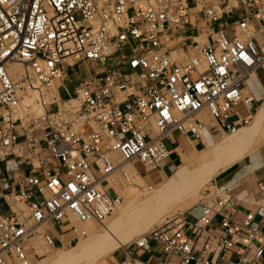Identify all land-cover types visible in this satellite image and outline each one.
<instances>
[{
	"label": "built area",
	"instance_id": "2783aa9c",
	"mask_svg": "<svg viewBox=\"0 0 264 264\" xmlns=\"http://www.w3.org/2000/svg\"><path fill=\"white\" fill-rule=\"evenodd\" d=\"M261 69L264 0H0V264H35L55 227L70 244L87 234L77 224L103 223L124 165L162 170L166 140L205 147L206 132L249 124ZM207 195L136 236L124 264H138L133 246L180 264H224L225 250L260 264L255 213L236 218L228 187Z\"/></svg>",
	"mask_w": 264,
	"mask_h": 264
},
{
	"label": "rangeland",
	"instance_id": "374dc122",
	"mask_svg": "<svg viewBox=\"0 0 264 264\" xmlns=\"http://www.w3.org/2000/svg\"><path fill=\"white\" fill-rule=\"evenodd\" d=\"M203 28L205 29V27ZM204 29L201 31L199 40L205 39ZM200 42L204 43L203 41ZM257 73L261 77L264 85V70L261 69ZM82 76L83 71H81V69L71 72L69 79L66 81L67 86L72 88L78 80L82 78ZM62 95L64 96V94ZM249 95L251 96L252 93ZM263 97L264 92L262 93L261 98H257L258 100L255 104V109L252 113L250 123L244 125L243 127L248 128L253 124L254 114L257 112L258 107L262 103ZM254 130L256 134L254 137L249 138L250 141L247 140L239 143L231 149L219 151L204 165H192V162L188 163V161L194 159L195 156L196 158H199L201 156L199 153H205L210 145H213L215 142L227 140L236 134L232 133L224 136H212L210 133L206 132L205 138H209L210 141H212V143H209L210 145L208 144L205 147L200 145L197 150L190 148L191 144L190 146L186 145L182 148H178L181 155V161L174 166L170 173L161 175V177L155 182H151L147 177H145L138 162L124 165L123 170L125 171H128V168L130 167L135 168L137 170V174H139L142 178V183H140V185L134 184L131 176L129 181H124L122 179L119 180L120 184L118 188L120 190L121 200L116 210H118L120 206L124 205L123 213L121 215H117V211L115 210L109 217L110 219L107 218L103 223L96 224L94 222H90V229L88 230L85 226L77 224L79 229L87 230L86 235L80 236L78 239H74L70 244L68 243L69 239L67 238H64L62 241H57L56 247L51 249L52 252L50 251L48 254L33 259L35 264H66L65 262L54 263V258H52L53 260L51 259L53 262H50L49 257L53 253L54 255L59 253L69 254V252H71L69 251L70 249L76 247L82 242L86 243L84 245L85 249L81 251L80 256L70 257L69 255L67 257L69 264H111V258L115 256L119 249H121V247L128 246L139 234L164 223L168 218H172L180 213H185V215L188 216L187 211L189 209L193 208L199 201L205 200L208 196V192L211 193L215 190L212 181L219 172L222 164L225 163V158L242 152L250 144H253V142L255 143L253 152L264 143V120L262 124ZM165 144L168 148L174 146V143L169 140H166ZM146 169L153 170V167L152 165L147 164ZM178 170H181V177L177 182H175L173 188L167 193L165 199L157 197V193L160 189L156 188V185L163 182L172 172H176ZM189 205H191V207H189ZM105 225L108 226L107 230L104 229ZM96 227L97 229H95ZM89 231L92 235L94 234L92 238H97L96 236L99 234L97 232H101L98 237V241H89L91 240L88 235ZM74 236L75 235L72 233L70 239ZM118 241H121L122 244L117 245ZM112 245L116 247L108 251L105 250Z\"/></svg>",
	"mask_w": 264,
	"mask_h": 264
},
{
	"label": "crops",
	"instance_id": "0c3cea01",
	"mask_svg": "<svg viewBox=\"0 0 264 264\" xmlns=\"http://www.w3.org/2000/svg\"><path fill=\"white\" fill-rule=\"evenodd\" d=\"M249 84L251 87L250 91L257 98H261L262 93L264 92V85L258 73L256 75V79L252 78L249 81ZM263 106L264 97L262 98V103L258 107L257 112L254 114V120H256L261 114ZM263 120L264 117L258 122L256 127L260 126ZM245 128L246 127H241L235 133H243L241 130H244ZM255 134L256 133H254V135ZM190 144L193 145L196 150L200 146L199 142L195 140L178 137L174 146L169 148L171 152L168 159L164 162L162 170H143L141 168L142 173H144L145 177H147L151 182L157 181L161 175L170 173L174 166L181 161V155L178 148H182L186 145L190 146ZM215 144L216 142L213 145H209L214 146ZM235 146L237 145H234L233 147ZM254 146L255 143L253 142V144H250L245 150L236 154L231 160L223 163L212 183L216 190H220L225 187L229 188L231 201L237 208L236 218L242 220L246 213L254 212L255 222L259 225V228L264 235V195L259 193L257 189V184L259 182L264 183V143L253 152ZM233 147H230L229 149ZM163 182L157 184L156 186L161 185ZM67 229L68 227L63 225L61 229L55 227L54 234L57 241H62L64 238L70 239L72 233L67 231ZM131 249L138 260V264H180L179 257L175 252L165 253L159 246H155L150 253L137 250L134 246L131 247ZM223 256L226 260L224 264H235L238 260V255L229 250L223 251ZM110 263H125L124 247H121L115 256L111 258ZM260 264H264V259Z\"/></svg>",
	"mask_w": 264,
	"mask_h": 264
},
{
	"label": "bare ground",
	"instance_id": "6f19581e",
	"mask_svg": "<svg viewBox=\"0 0 264 264\" xmlns=\"http://www.w3.org/2000/svg\"><path fill=\"white\" fill-rule=\"evenodd\" d=\"M205 40V39H204ZM204 40H200V41H203ZM15 68H21L19 65H15L14 66ZM32 108L34 110H36L37 108L33 105ZM39 112V111H38ZM264 117V106L262 108V112L261 114L258 116V118L256 120L253 121V124L248 127V128H245L244 130H241L243 131L242 132H238L236 133L235 135L231 136L229 139L227 140H223V141H219V142H216V144L214 146H210L205 153H202L199 155H201L199 158H196V156L194 157V159H191L188 161L189 162H192V165H204L206 162L210 161L215 155L216 153H218L219 151H224V150H227L229 149L230 147H233L234 145H238L239 143L241 142H244V141H250L249 138H252L254 133H255V127L256 125L258 124V122ZM240 129V128H239ZM238 129V130H239ZM237 130V131H238ZM254 130V131H253ZM236 132V131H235ZM234 132V133H235ZM212 138V137H211ZM205 143L206 145H208L209 143H212V141H210L209 138H205ZM190 148H193V145L190 146ZM197 152V151H196ZM198 153V152H197ZM236 155V154H235ZM234 155V156H235ZM228 156V155H227ZM234 156H231V157H227L224 159V162L226 161H229L231 160ZM118 159H120L119 156H117ZM128 176H129V179H130V176L132 177V182L134 184H139L142 183V178L139 174H137L136 172V169L135 168H128ZM181 177V170H178L176 172H172L168 177H166L165 181L161 184V185H158L156 186V188L160 189L157 193V197H161L163 199H165L167 193L173 188L175 182H177L179 180V178ZM120 182V181H119ZM122 185V184H121ZM191 205H189L190 207ZM188 208V207H187ZM176 210V208H175ZM117 212V215H121L124 211V205L120 206L118 208V210H116ZM175 212V211H174ZM110 219V218H108ZM82 226H85L88 229H90V222H84V223H81ZM97 229V227L95 228ZM104 229L107 230L108 229V226L105 225L104 226ZM98 231V230H97ZM99 233L98 236H96L97 238H92L94 236V234L92 235L89 231L88 235L90 236L91 240L89 241H98V237L100 236L101 232H97ZM89 238V239H90ZM92 239H95V240H92ZM119 242V243H118ZM117 242V245H120L122 244L121 241H118ZM86 243H79L76 247L70 249L69 251V254H64V253H59L57 255H54V253L49 257V261L51 262L54 258L55 262L54 263H61V262H65L66 264H69V261H68V256L70 255V257H77V256H80V253L81 251H83V249H85V245ZM45 245V244H44ZM43 243L41 241L37 242L34 246L36 247V252L42 256V255H45V254H48L50 253L51 249H49L46 245L44 246ZM116 245V244H114ZM116 245V246H117ZM116 246H111V247H108L107 249H105L106 251L108 250H111V249H114ZM52 252V251H51ZM105 252V251H104ZM49 256V255H48ZM52 259V260H51ZM99 260V259H97ZM53 262V261H52Z\"/></svg>",
	"mask_w": 264,
	"mask_h": 264
}]
</instances>
